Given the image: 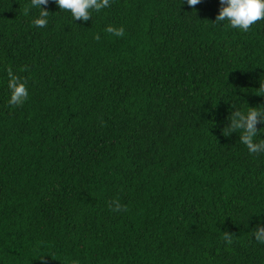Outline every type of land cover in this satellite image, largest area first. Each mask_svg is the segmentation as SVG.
Returning a JSON list of instances; mask_svg holds the SVG:
<instances>
[{"label": "trees", "instance_id": "trees-1", "mask_svg": "<svg viewBox=\"0 0 264 264\" xmlns=\"http://www.w3.org/2000/svg\"><path fill=\"white\" fill-rule=\"evenodd\" d=\"M42 7L37 28L30 0H0V264H264V153L227 128L264 107V20L214 24L220 0Z\"/></svg>", "mask_w": 264, "mask_h": 264}, {"label": "clouds", "instance_id": "clouds-1", "mask_svg": "<svg viewBox=\"0 0 264 264\" xmlns=\"http://www.w3.org/2000/svg\"><path fill=\"white\" fill-rule=\"evenodd\" d=\"M61 11H68L72 20L88 21L92 18V13H99L101 10L111 6V0H54ZM184 2V0H183ZM202 0H186L190 7H195ZM49 0H30V7L38 10L37 18L34 20V26L37 28L46 27L49 23L50 13L44 7ZM220 10L216 16L214 24L224 25L232 29H238L242 33L250 30L251 26L257 21L264 20V0H220ZM107 33L115 37H123L125 29L121 26L116 28L109 25L105 28ZM101 37L96 35L95 39ZM8 88L11 95L8 100L9 106H22L29 97V88L27 81L17 76L11 68L7 70ZM260 90H264V83H261ZM228 135L239 133L240 142L247 148L249 155H258L264 153V127L257 128V125H264V107H249L246 111L236 109L228 118ZM112 210L119 213L126 212L127 208L122 206L118 200L111 202ZM254 239L264 244V222L257 224L252 229ZM224 239L231 244L230 235L226 234ZM74 264H79L75 261Z\"/></svg>", "mask_w": 264, "mask_h": 264}]
</instances>
